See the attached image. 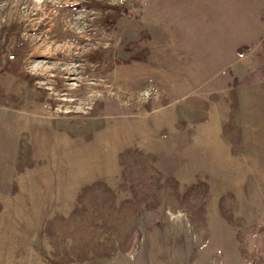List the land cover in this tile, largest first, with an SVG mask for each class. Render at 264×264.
<instances>
[{
  "label": "rangeland",
  "instance_id": "rangeland-1",
  "mask_svg": "<svg viewBox=\"0 0 264 264\" xmlns=\"http://www.w3.org/2000/svg\"><path fill=\"white\" fill-rule=\"evenodd\" d=\"M0 264H264V0H0Z\"/></svg>",
  "mask_w": 264,
  "mask_h": 264
}]
</instances>
